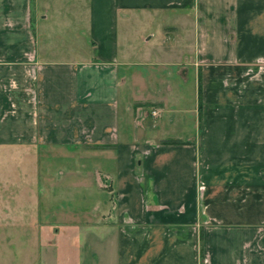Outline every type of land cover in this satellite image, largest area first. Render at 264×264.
<instances>
[{"label":"crops","instance_id":"0c3cea01","mask_svg":"<svg viewBox=\"0 0 264 264\" xmlns=\"http://www.w3.org/2000/svg\"><path fill=\"white\" fill-rule=\"evenodd\" d=\"M5 146L62 264H264V0H0Z\"/></svg>","mask_w":264,"mask_h":264},{"label":"rangeland","instance_id":"374dc122","mask_svg":"<svg viewBox=\"0 0 264 264\" xmlns=\"http://www.w3.org/2000/svg\"><path fill=\"white\" fill-rule=\"evenodd\" d=\"M36 164L29 151L0 147V264H62L68 252L75 253L44 212L34 214Z\"/></svg>","mask_w":264,"mask_h":264},{"label":"trees","instance_id":"16d2710c","mask_svg":"<svg viewBox=\"0 0 264 264\" xmlns=\"http://www.w3.org/2000/svg\"><path fill=\"white\" fill-rule=\"evenodd\" d=\"M166 143H172V142H176V141H170V140H168V141H165Z\"/></svg>","mask_w":264,"mask_h":264},{"label":"built area","instance_id":"2783aa9c","mask_svg":"<svg viewBox=\"0 0 264 264\" xmlns=\"http://www.w3.org/2000/svg\"><path fill=\"white\" fill-rule=\"evenodd\" d=\"M154 113V112H153Z\"/></svg>","mask_w":264,"mask_h":264}]
</instances>
